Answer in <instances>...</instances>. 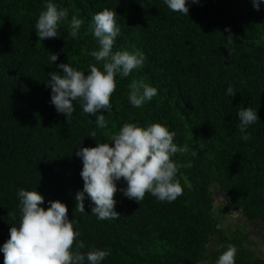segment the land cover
<instances>
[{"label":"trees","instance_id":"obj_1","mask_svg":"<svg viewBox=\"0 0 264 264\" xmlns=\"http://www.w3.org/2000/svg\"><path fill=\"white\" fill-rule=\"evenodd\" d=\"M55 3L69 10L68 20L61 24L60 37L39 41L34 25L45 0H0V247L18 224L17 190L24 188L37 190L45 209L48 201L64 203L86 245L110 252L103 264H200L208 259L215 264L221 243L237 247L236 264L259 259L248 243L253 228H264V3L257 11L252 0H189L188 16L171 11L163 0ZM105 8L117 13L121 29L113 51L139 50L145 59L128 78L115 77L112 111L104 113L108 127L97 129L95 117L90 123L79 104L67 121L50 103L45 83L62 62L87 70L88 53L98 48L89 24ZM72 15L83 21L76 38L69 35ZM56 53L58 60L49 63ZM133 79L158 90L142 108L128 102ZM229 85L237 92L234 97L225 94ZM239 107L252 108L260 119L247 129V141L238 128ZM126 122L160 123L175 131V143L188 146V153L173 158L192 162L177 176L183 195L168 203L146 193L137 203L119 191L126 186L120 181L114 196L119 218L90 215L88 198L89 214L78 212L75 195L84 182L75 152L106 141ZM92 130L96 140L88 137ZM216 188L250 232L238 227L228 233L221 227Z\"/></svg>","mask_w":264,"mask_h":264},{"label":"clouds","instance_id":"obj_2","mask_svg":"<svg viewBox=\"0 0 264 264\" xmlns=\"http://www.w3.org/2000/svg\"><path fill=\"white\" fill-rule=\"evenodd\" d=\"M199 0H191L198 3ZM264 0H252L255 10L259 11ZM163 4L173 12L188 16L189 0H163ZM117 13L108 8L93 15L89 32L97 41L98 48L88 53L92 58L87 70H80L69 63L56 65L59 72H49L45 83L51 89L50 103L56 111L68 121L75 111L74 104H79L83 112L95 117L97 129L108 127L105 112L112 111L111 97L116 90L115 77L128 78L144 64V54L139 50L113 51L116 38L121 29L116 22ZM69 10L58 7L55 0H45V7L40 12L34 32L38 40L57 38L61 24L68 20ZM83 21L72 15L70 33L78 36ZM225 31H230L225 29ZM58 60V53L50 54L49 63ZM128 102L133 108H142L158 95L156 87L135 80L129 84ZM236 91L231 85L226 89L228 97H234ZM236 116L241 139L249 140V126L260 121L257 111L250 107H239ZM97 131L89 132L88 137L95 139ZM175 131L160 123H123L118 131L111 134L104 142H97L95 147H79L75 155L82 162L80 176L83 189L75 195L77 210L85 211V199L91 201V214L98 220L119 218L115 210L114 199L118 191L117 182L126 185L119 191L129 200L137 203L146 193L160 202L171 203L183 195V187L177 178L181 168H191L192 162L180 163L173 158L188 153L187 145L179 146L174 142ZM96 140V139H95ZM80 144V143H79ZM192 156L197 153L192 151ZM19 201V221L10 227V238L0 247L4 254V264H103L110 255L106 249L88 247L74 228L75 221L70 220L67 206L60 202L48 201L37 190H17ZM87 248V250H85ZM221 254L215 264H236L238 249L233 244L218 245Z\"/></svg>","mask_w":264,"mask_h":264},{"label":"rangeland","instance_id":"obj_3","mask_svg":"<svg viewBox=\"0 0 264 264\" xmlns=\"http://www.w3.org/2000/svg\"><path fill=\"white\" fill-rule=\"evenodd\" d=\"M216 196L217 206L215 208V214L221 221V227L228 233H234L240 227L243 231L250 232V226L246 224L243 216L239 211L234 209L230 202L226 199L225 195L219 190H214ZM213 242L209 245L210 251L213 250ZM249 249L256 252V254L262 258L264 257V228H253L250 232V238L248 243ZM200 264H211V260L208 259Z\"/></svg>","mask_w":264,"mask_h":264},{"label":"water","instance_id":"obj_4","mask_svg":"<svg viewBox=\"0 0 264 264\" xmlns=\"http://www.w3.org/2000/svg\"><path fill=\"white\" fill-rule=\"evenodd\" d=\"M262 263H264V257L257 259V260H256L255 262H253L252 264H262Z\"/></svg>","mask_w":264,"mask_h":264}]
</instances>
